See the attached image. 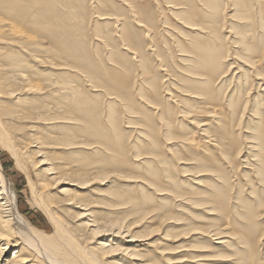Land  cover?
I'll return each mask as SVG.
<instances>
[{"label": "rangeland", "instance_id": "obj_1", "mask_svg": "<svg viewBox=\"0 0 264 264\" xmlns=\"http://www.w3.org/2000/svg\"><path fill=\"white\" fill-rule=\"evenodd\" d=\"M135 1L141 7L148 5L146 0ZM210 1L212 7L203 4L201 8L202 19H191L190 15L183 13L179 6H174L168 0H153L152 12L155 18V29L147 36L150 39L147 50L152 54V66L158 70L160 75L157 82L159 95L162 101L168 105L173 104L171 99L174 96L167 94L172 93L176 96L178 88L190 86L184 80H192L187 76L192 77L193 75L188 71L193 55L186 51L193 50L195 48L192 47H198V44L202 43L209 45L206 46L218 55L216 65L218 66L219 62L221 69L215 74L213 86L221 100L218 104H221L217 107L200 105L204 109L195 110L194 114H198L197 116L182 119L178 112L183 111L182 107L187 106H185L183 98L177 95L173 100L178 106L173 126L177 123L181 135H188L194 145L206 146L210 149L212 147L203 141V136L198 128L199 122L207 124L213 121L209 117V113L212 112L211 115L217 116L215 122L218 121L223 124L222 126L226 124L231 127L236 151L232 159H235L237 164L235 168L227 167L226 171L229 172L231 184L229 187L221 189L223 196L220 199L217 198L219 201L212 199V196L216 195L218 183H222V180L218 178L219 174L210 171L199 172L200 170L197 168L199 166L192 165V159H186L193 158L197 151L192 150L190 155L183 154L181 151L184 149L180 148L178 139H171L169 144L165 145L163 143L165 137L159 136L160 150L163 155H158V157L149 155V149L144 147L143 142L149 143L153 139L143 134L149 130L146 123L141 122L144 120L142 112L125 111L123 104L112 102L117 95L111 97L103 90L91 92L92 85L87 82L89 81L87 74L68 67L70 64L62 59L63 57H54L44 52V49L50 46V42L48 39L43 40L39 37L35 49L39 52L36 54L40 57L33 58L31 56L28 59L32 68L38 70L41 76L33 77L34 82L32 83H23L21 80L20 83H23L21 84L23 88H26L28 84H37L41 86V89L25 93H20L15 89L2 91V98H0V102L3 103L0 105V113H3V109L8 107L13 108L16 112L19 111V118L15 116L16 124L0 127L1 164L16 188L21 215L35 228L51 236L55 234V228L49 216L35 201L32 186L27 177V172H30L34 183L39 181L34 162L41 157L31 156L33 149L29 144L34 138L32 136L41 137L44 136L43 133L50 131L53 141L56 137L66 138L68 135H72L73 141L76 144L79 143L78 146H82L83 143L91 144L83 145L88 149L78 146L70 147L72 149L69 150L61 146H58L56 150L50 146L45 149L50 155L55 156L54 162L66 168L65 172L68 173L66 178L69 182H79L77 176L82 172L80 176H83L85 181L87 179L91 181V184L84 190L65 183L66 185L63 184L61 188L51 186L47 192L56 194V190L59 191L64 187L72 189L69 195L56 194L55 199H71L76 196L80 197V194L83 193L82 199L91 203L94 212H97L95 218L102 233L98 237L96 234L90 233L87 228L76 227V224L79 223L78 209L70 210V207L65 205L57 206L52 208L57 213L55 215L63 217L70 213L66 217V221H68L71 231L84 245L95 242L99 238L102 242L106 241L110 244L109 240L113 238V235L107 232L106 228L108 226L113 228L112 225L117 228L123 227L124 231H129L130 236H134V240L137 239L132 243L129 242L130 237L124 238L125 240L123 237H118L115 245L113 242L111 243L116 250H113L111 255L109 254L110 257H104L106 258L105 262L131 264V261L125 258L128 255L124 254L122 250L129 248L137 250L142 255L141 259L148 264H264V91H262L264 89V0H246L248 7L245 8L237 6L234 0ZM215 1L220 3L219 7L213 4ZM103 11L114 12L105 9ZM116 12H118L117 9ZM106 22L104 20L97 21L96 28L93 26L95 23H87L84 33L88 37L89 50L96 53V57L102 60L105 66L114 69V67H118V64L115 63L117 60L111 57V48L114 47H109L110 42L106 40V37H103L107 36L110 31ZM193 24L197 25L200 31L191 32L186 29ZM73 27H70L71 30L73 29V33H82L79 28ZM98 35H102L103 39ZM179 36L188 41L184 43L185 46L179 42L181 39ZM197 39L199 40L197 41ZM98 41L102 42L101 49L95 50L96 43H100ZM102 44H107L106 49ZM114 52L118 55L124 54L121 47H118ZM117 54L112 56L118 59ZM126 56L130 58L129 55ZM219 58L222 64L218 60ZM34 59H38V62ZM132 62L134 63V61ZM66 68H71L72 72H67ZM131 68H134V65H131ZM115 71L123 73L121 67L115 68ZM140 72V69L132 70L131 86L135 93L140 90L141 84L146 85L145 83L148 82L143 81L148 75L142 73V77ZM66 73H70L72 77H66ZM209 75L210 73L207 72L203 78H199L200 80H194L198 82L201 91L203 90L205 93L211 91L206 87L212 78ZM66 84L75 90L66 91ZM194 92L199 94L196 89ZM146 93L150 94L148 85H146ZM19 94H23L20 96L22 99L20 101L17 97ZM76 95L91 96L95 100L96 98L100 99L102 121L111 133H113L110 123V119L113 118L111 104L115 103L114 109L117 112L114 116L115 119L118 116L117 126L119 132L121 131V134L123 133L125 136L127 148L125 156L119 154L121 158L118 160V165L109 166L105 162H94L98 158L96 154L97 150L101 148L100 145L91 142V139L86 140L87 135L77 134L76 129L83 124L74 113L68 111L65 104L57 103L59 99L62 101L66 96ZM145 100H138V104L145 107L143 104V102L146 103ZM190 100L194 104L195 101ZM203 102L205 103V101ZM222 106L224 107L222 108ZM145 109L151 111L149 108ZM152 111L154 114L156 113L155 110ZM226 112L230 115L227 119H225ZM39 114L41 117H38ZM57 115L58 119L52 120L54 123L51 125H55L52 129L49 125L50 121L46 119ZM212 126L215 125L212 124L209 129ZM35 127H38L39 131ZM260 132L262 135L259 137L257 135ZM2 135L4 138L9 137L8 140H4ZM166 148L169 149V153L165 152ZM15 150L21 154L20 159L23 162L20 164L21 166L12 155V151ZM104 151L108 156L110 155L109 152ZM82 152L90 154L83 155ZM64 154L70 156L66 157ZM112 154L115 156L118 153ZM165 155H167L168 165L165 167L162 165L159 168L165 186L156 188L151 183L158 185L161 180L158 181L152 175L153 168L147 157H154L158 160ZM254 155H257L256 160ZM85 157H91L93 162ZM252 160H255L256 163ZM257 164H260V168L263 169L260 174L257 173ZM84 166H89L88 170H85ZM167 172H169L168 178L164 179V174ZM99 176L102 177L99 178ZM141 176L145 180H142ZM170 187H173L176 192ZM177 191L187 195H180ZM192 194H196L195 198L200 200L215 202L212 204L209 202L194 204L195 200H192L191 203L184 202L187 201L186 197ZM225 196L228 197V203ZM225 204L227 205L225 209L228 208L230 211L228 213L219 208L220 205L225 206ZM215 234L226 236L223 241L227 243L223 246L216 244L220 240H217ZM14 250H16L14 247L9 249L5 258H11Z\"/></svg>", "mask_w": 264, "mask_h": 264}, {"label": "bare ground", "instance_id": "obj_2", "mask_svg": "<svg viewBox=\"0 0 264 264\" xmlns=\"http://www.w3.org/2000/svg\"><path fill=\"white\" fill-rule=\"evenodd\" d=\"M152 1L153 0H146L148 3L147 7H141L135 0H0V98H2V91L5 92L15 89V91L18 90L20 93H25L27 91L35 92L41 89V86L37 84H28L26 88L21 87V84L25 82L32 83L34 82L32 80L33 77L35 78L36 75L41 76L38 70L32 68L28 57L32 56L33 58H39L40 56L36 54L39 52L35 49V46L38 44L37 39H39V37L43 40L48 39L50 46L45 48L44 52L54 57H63L62 59H65L70 64L69 66L67 64L68 67L85 72L89 79L87 82L92 85L90 87L91 92H100V90H103L111 97H113L112 95H117L116 98L118 99L115 100V98L112 102L123 104L125 111L132 110L142 112L141 115L144 120L141 122L146 123L147 129L149 130V132L146 131V133L143 134L153 139L150 140L149 143L143 142L144 147L149 149V155H154L156 157H158V155H163L162 150H160L161 144L159 136L165 137L163 139L165 145H168L171 139H178L180 141V148L184 149V151L181 152L185 155L192 154V150L197 151L194 153L195 156L193 155V158L186 159H192V165L199 166L197 167L200 170L199 172L210 171L219 174L218 178L222 180V183H218L219 186L215 193L216 195L212 196V199L219 201L217 198L220 199L223 196L221 189L223 187H229L231 184L229 181V172L226 170L228 168H235L237 164L236 160L232 159L236 151L232 139L231 127L225 123V126H222L223 124H220V122H215L217 116L215 114L211 115L212 112L209 113V117H211L213 121L207 124L199 122L198 128L201 131V136H203V141L213 148L210 149L206 146L201 147L194 145L192 139L188 135H181L177 123L173 126L178 109L176 102L173 100L177 95L183 98L185 106H187L182 107L183 111L178 112V114H180L179 117L182 119L197 116L198 114H194L195 110L204 109V107L200 105H214L217 107L221 104H218L221 100L218 98L217 91L213 86V79L216 77L215 74L221 69L219 62L218 66L216 65V58L218 55L213 52L214 50H210V47H207L209 45L206 44V46L202 43L198 44V47H192L195 49L190 50L191 52L186 51L194 56H192L193 59L189 62L191 65H189L190 67L188 70L189 73L193 75L192 77L187 76L192 80H184L185 83L187 82L190 86L178 88L179 91L176 90V96L172 95V93L167 94L174 96L171 99L173 104L168 105L166 102L164 103L159 95L160 91L157 84L160 75L158 74V70L152 66V54L147 50L150 43V39L147 36L153 33L155 29ZM168 1L174 6H179V9H182L181 11H183V13L190 15L191 19H202L200 11L203 4L212 7L210 0ZM234 3L242 8L248 7L246 0H234ZM213 4L218 7L220 6V3H216V1L213 2ZM104 9L114 12L106 13L103 11ZM116 9L118 12H116ZM96 20L107 21V26L110 29L109 34L103 37H106V40L110 42L109 47H114L111 48V57L116 59L117 61H115V63L118 64V67L116 66L114 69L105 66L103 61L96 57L97 54L89 50L88 37L84 33V29L85 25L87 26V23L91 22L92 24L95 23L93 26L96 28ZM71 26H74L73 28H79L82 33H73V29L71 30L70 28ZM186 29L191 32L200 31L197 25L194 24L186 27ZM98 36L103 39L102 35ZM180 38L179 42L181 45L185 46L184 43L188 41H186L184 37ZM198 40L199 39H197V41ZM98 42L100 43H96L95 50L101 49L102 42ZM102 46L106 49L105 46H107V44H102ZM118 47L122 48L124 54L118 55L114 52ZM115 54L118 55V59L112 56ZM125 54L129 55L131 59ZM113 59L111 60L114 61ZM130 60L134 61V63ZM218 60L220 61V58ZM34 61L38 62V59H34ZM220 62L222 64V61ZM131 65H134V68H131ZM119 67L123 69V73H117L115 71V68L119 69ZM133 69H140L142 77V73L148 75L143 81H148L145 84L148 85L149 93H152L151 95L146 93V85L144 84H141L140 90L137 93L134 92L133 86H131ZM65 70L67 72H72L71 68H66ZM183 71L185 70L183 69ZM207 72L210 73L209 77L212 76L211 81L206 86L211 89L209 93H205L203 90L201 91L198 82L194 81L195 79L203 78ZM65 76L68 78L72 77L70 73H66ZM20 80L23 83H20ZM47 80L50 81L51 79ZM136 83L137 81L135 85ZM195 89L199 94L194 92ZM65 90L74 91L75 88L72 89L66 84ZM115 90L116 92H113ZM262 91H264V89ZM21 95L23 94L17 96L19 101L22 100L20 97ZM144 99H146V103L143 102L145 107L138 104V100L142 101ZM190 99L195 101L194 104L191 103L192 101ZM59 100L57 103L60 102L65 104L68 111L74 113L77 116L76 118L83 124L76 129L77 134L79 133L83 136L87 135L88 138L85 137L86 140L91 139V142L100 145L101 148L97 150L98 153L96 154L98 158L94 162H105L109 164V166L118 165V160L121 158L119 154L125 156L127 148L125 146V136L123 133L121 134V131L119 132L117 126L118 116L116 119L114 116L117 112L114 109L115 103L111 104L112 112L110 110L111 114H113V118L110 119V123L112 124V127H110L113 130V133H111L107 130L106 124L104 125L102 121L100 99L96 98L95 100L91 96L76 95L73 97L66 96L62 101ZM203 101H205V103ZM2 104L3 103L0 102V105ZM223 107L224 106H222V108ZM145 108H149L151 111H147ZM152 110H155L156 115ZM236 112L235 110V113ZM18 113L19 111L16 112L11 107L4 108L3 113H0V127L16 124L17 121L15 116L19 118ZM229 116L230 115L226 112L225 119L229 118ZM38 117H41V114H39ZM57 119L58 115L52 116V118L46 120H49V125H51L54 123L52 120ZM212 124L215 126L209 129ZM54 127L55 125L50 126L52 129H54ZM35 128L39 131L38 127ZM198 128L196 129L198 130ZM159 131L163 132L160 133ZM262 132H260V134L258 133L257 136L262 135ZM47 133H43L44 136L41 137L32 136L34 138H32L29 144L30 148L33 149V151H31V156L36 158H38L37 156L41 157V159L38 158L34 162L39 181L35 184L30 172H27V177L32 186L35 201L43 208L47 216H49L55 228V234L51 236L38 230L21 215L16 188L6 175L0 160V264H121L120 262H105L104 260H106V258L104 257H110L111 253L114 252L113 250H116L111 243L113 242V245H115L118 237H123V240H125L126 237H130L129 242L132 243L137 241V239L134 240L133 235L130 236L129 231H124L123 227L117 228L112 225L111 227L113 228H109L108 226L106 231L113 235V238L109 240L110 244L106 241L102 242L99 238L95 242L84 245L77 239L76 234L71 231L72 229L68 221H66V217L69 216L70 213L63 217L55 215L57 213L53 211L52 208L57 206L62 207L65 205L70 207V210H72V208L78 209L77 217L79 223L76 224V227L87 228L90 233H93V235L96 234L98 237H100L102 233L98 221L95 218L97 212H94L91 203L82 199L83 193L80 194V197L76 196L71 199H55V197H57L56 194L62 196L69 195L72 189H69L70 187H64L59 191L56 190V194L47 192L51 186L61 188L65 183L71 187L76 186L77 189L82 190L86 189L91 184L89 179L85 181V178L80 176L83 172L77 176L79 182H69L66 178L68 175V173L65 172L66 168L54 162L55 156L45 151V149L49 148L48 146L55 150L58 149V146L68 148L67 150H69L72 149L70 147H76L79 143L76 144V142L73 141L72 135H68L66 138L56 137L53 141L51 132L47 131ZM141 137L144 138V136ZM8 138L9 137L6 136L4 140H8ZM257 139L259 140L258 137ZM83 145L88 146L91 144L83 143L82 146L78 147H84ZM84 149L88 148L84 147ZM103 149L109 152L110 155L108 156ZM167 151L169 153V149L166 148L165 152ZM112 153L118 154L113 156ZM81 154L88 155L90 153L82 152ZM12 155L17 159L19 165L23 164L20 159L21 154H19L17 150L12 151ZM65 156L69 157L70 155ZM254 157L256 160L257 155H254ZM85 158L93 162L91 157ZM147 159L153 168L151 170L152 175L154 178L156 177L158 181L161 180L158 185H156L157 183H151V185L156 188L164 187L165 182L162 179L161 170L159 168L162 165L164 167L168 165V160H166L167 155L158 158V160L154 157H147ZM255 160H252V162L256 163ZM256 166H258L257 173L260 174L263 169L260 168V164ZM88 167L89 166H84L83 168L88 170ZM165 174L164 179H167L169 172ZM101 177L102 176H99V178ZM141 179L145 180L142 176ZM170 189L175 191L173 187H170ZM177 193L183 196L187 195L181 191H177ZM195 195L196 194H192L186 197L187 201L184 202L191 203L193 202L192 200H195L194 204L197 202L199 204H207L204 202L212 204V202H215L213 200H200L199 198H195ZM183 196L181 197L183 198ZM226 196L225 199L227 198L226 201L228 203V197ZM184 202H181V204H184ZM226 206V204L225 206L220 205L219 208L221 211L224 209L225 213H228L230 211L228 208L225 209ZM156 208L159 207L156 206ZM214 236L217 237V240H220L217 241L216 244L223 246L227 243L223 241V238L226 236H221V234H215ZM12 247L16 250L12 252L13 255L11 258L6 259L5 254ZM122 250L124 254L128 255L124 257L131 261V264H148L141 259L142 255L139 254L137 250H130L129 248Z\"/></svg>", "mask_w": 264, "mask_h": 264}]
</instances>
